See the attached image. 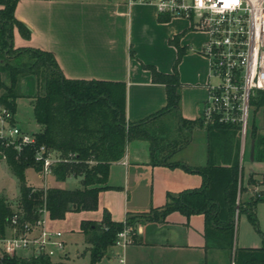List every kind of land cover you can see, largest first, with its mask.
Wrapping results in <instances>:
<instances>
[{
    "label": "crops",
    "instance_id": "0c3cea01",
    "mask_svg": "<svg viewBox=\"0 0 264 264\" xmlns=\"http://www.w3.org/2000/svg\"><path fill=\"white\" fill-rule=\"evenodd\" d=\"M14 16L30 31V37L24 39L17 28H13L14 48H33L51 53L63 76L69 80L124 83L128 123L139 122L165 106L164 85L153 83L150 72L143 65L153 66L161 73H171L176 49L169 40L181 34L179 45L186 49V53L178 64L181 84L178 113L187 121L200 120L207 93L205 86L209 81L208 67L200 50L192 47L191 36L201 35L204 41L206 36L188 30L184 20L168 17V21L159 22L160 15L154 6L128 5L127 0H19ZM179 21L185 23L181 28L174 26ZM177 117L172 116L175 131L171 137L178 140L188 134L190 139L186 145L177 144L170 162H180L193 168L208 165L229 167L234 163L238 144L236 131H207L203 127L180 130ZM197 137L200 138L198 142L195 141ZM251 141L245 151H248V161L253 163ZM251 175L258 180L255 187L258 190L264 184V176L259 178V173H249L248 179ZM54 183L50 186L63 188L60 186L62 182L54 179ZM202 184L203 178L197 173L181 168L150 166L149 144L140 140L129 142L123 158L110 165L107 185L113 189L99 193V216L81 219L79 227L83 220L99 222L103 210L109 212L112 221L123 222L127 215L135 216L147 213L151 208H161L169 196L198 189ZM93 212L81 213L89 215ZM70 213H66L65 218ZM63 220H51L48 225L57 229L53 223ZM205 227L203 215L186 218L178 212L167 215L159 223H138L129 247L143 249L144 252L157 250L160 254H147L142 258L132 253L128 264H169L171 257L173 264H211L212 257L227 250L213 247L215 243L211 236H205ZM86 248L87 245L82 255L88 253ZM111 249L103 258L112 256L114 251ZM17 255L29 257L26 252ZM52 260L71 264L66 249L64 256Z\"/></svg>",
    "mask_w": 264,
    "mask_h": 264
},
{
    "label": "trees",
    "instance_id": "16d2710c",
    "mask_svg": "<svg viewBox=\"0 0 264 264\" xmlns=\"http://www.w3.org/2000/svg\"><path fill=\"white\" fill-rule=\"evenodd\" d=\"M18 1L0 0V55L4 58H10L14 54L25 55L32 62L14 66L2 60L0 56V74H4L9 80V85H6L0 78V105L14 112L15 100L23 97L17 93L19 78L32 76L37 81V86L42 80V93L26 96L31 99L34 119L40 128L34 133L35 147L44 145L66 160L53 168L55 181L64 182L68 178H79L80 186L72 190L53 186L45 190H33L25 178L27 169H37L32 160V151L25 149L18 159L9 152L7 166L18 181L19 196L13 208L5 197L0 196V234H4L15 209L22 215L23 220L30 222L38 218V209L43 206L50 220H63L69 212L96 211L99 193L113 189L107 185L110 165L123 158L129 142L140 140L149 144L150 166L181 168L197 173L202 176L203 184L198 189L184 191L175 197L169 196L167 203L161 208H151L149 212L135 216L127 215L125 225L133 227L136 231L138 223H159L173 212H178L186 218L203 215L206 224L205 236H211L215 243L213 247L228 250L233 240L234 216L241 208L236 205L237 194L241 191L237 158L229 167L208 165L193 168L180 162L169 161L177 144L186 145L190 137L184 134L178 140L172 138L168 130L169 122L165 118L177 115L180 130L203 127L201 120L187 121L178 113L181 88L178 64L186 53V49L179 45L181 34L169 40V44L176 49L171 73H161L153 66L143 65V68L150 72L153 83L164 85L165 106L139 122L128 123L124 83L69 80L63 76L51 53L33 48L13 49L14 27L22 38L30 37V31L15 19L14 11ZM168 19L167 16H159L158 21L165 22ZM252 104L257 107L263 105L264 96L260 95ZM205 129L224 131L230 128L208 126ZM256 137L253 132L254 148ZM257 144L264 152V136H258ZM251 183L252 180L249 179V184ZM262 200L264 199L252 198L241 208L255 226V203ZM124 222L112 221L107 210H103L99 222L81 221L79 229L84 236L91 264L107 255L114 246L116 234L123 229ZM262 237L261 248L240 249L238 264H264V235ZM0 264L65 263L53 262L45 256L23 258L14 255L3 256Z\"/></svg>",
    "mask_w": 264,
    "mask_h": 264
},
{
    "label": "built area",
    "instance_id": "2783aa9c",
    "mask_svg": "<svg viewBox=\"0 0 264 264\" xmlns=\"http://www.w3.org/2000/svg\"><path fill=\"white\" fill-rule=\"evenodd\" d=\"M127 4L152 5L158 15L184 20L188 30L206 36L200 54L207 62L209 81L200 120L205 127L225 126L236 131L241 163L250 109L264 108V104H252L264 96V0H127ZM25 149L32 151L37 169H30L41 182L40 186H31L33 190H45L48 180L54 178L53 168L66 160L44 145L35 147L34 133L22 130L14 113L0 105V162L7 164L9 152L18 159ZM252 191L259 196L257 189ZM49 221L44 206L33 222L23 220L15 209L4 234H0V259L20 252L51 260L64 256L63 233L50 228ZM135 234L124 222L113 247L124 251Z\"/></svg>",
    "mask_w": 264,
    "mask_h": 264
},
{
    "label": "rangeland",
    "instance_id": "374dc122",
    "mask_svg": "<svg viewBox=\"0 0 264 264\" xmlns=\"http://www.w3.org/2000/svg\"><path fill=\"white\" fill-rule=\"evenodd\" d=\"M185 22V21H184ZM183 21H179L175 23L174 26L182 27L185 25ZM191 42L193 44V48L196 50H201V45L204 42V38L201 35L191 36ZM14 50L18 48H14ZM1 56L2 60L7 61L11 65H28L32 60L25 56V55H15L10 56V58H4ZM13 58H16L15 60ZM0 59V63H2ZM1 80H3L4 84L9 85V80L4 74H0ZM42 85L43 82L40 80V83L37 86V81L32 76H25L21 77L18 80L17 84V93L22 95L23 97H19L15 100L14 106V118L17 125L22 128V130L27 132L35 133L40 128L36 124L34 115H33V108L31 104V99L26 98L30 94H37L39 92L42 93ZM2 90H0V94ZM175 119L169 118V128L168 130L173 134L175 131ZM174 127V128H173ZM203 128H206L203 126ZM174 130V131H173ZM264 131V108H254L250 109L248 125H247V137H246V149L252 139V134L255 132L256 134V142L254 148V162L250 163L248 161V151H245L243 160L239 163L240 159V137L237 136V162L239 165V189L241 191L237 194V203L236 205L242 208L244 204L250 201L252 198L256 199H264V184L260 185L258 188L259 196L255 195L252 189H256L258 185V180L253 179L251 175L249 178L252 180V183L249 184L248 175L249 173H259V178L264 176V152L261 147L257 144L258 136H262ZM199 137L195 138V141H199ZM225 148V147H224ZM226 151V150H225ZM25 178L28 184H32L33 186L39 185L41 182L37 178V175L32 171V169H27L25 171ZM261 180V179H260ZM262 181V180H261ZM79 178H68L64 182L60 183V186L65 189H75L78 188L80 185ZM55 185L54 179L48 180V186ZM250 190L248 191V189ZM0 196H3L7 199V201L12 205V208L16 206V202L18 200V181L16 177L12 174L10 169L8 168L7 164L0 162ZM238 209L234 216V228H233V240L230 248L227 251H223L222 254L217 253L215 257L211 258V264H238L240 261V249L244 248H252L258 249L261 248L263 245V237L264 235V200L257 201L255 203L254 208V215L256 218L257 226L253 225L251 219L249 218L248 214ZM84 212V211H81ZM81 212H71L65 220L53 223V226L59 229L64 237H65V249L69 252V258L71 264H91L89 253H85L82 255L83 251H85V241L84 236L79 233V221L81 219H88L89 217L95 219L99 216V208L93 212L92 214H86ZM55 221V220H52ZM51 222V220H50ZM136 235V234H135ZM135 236L132 237V240ZM114 247L111 249L112 256L102 258L101 260L93 263V264H119V260L123 259L124 264H128V260L130 259V255L132 253H137L142 258L147 254L152 255H159L160 252L156 250L154 251H147L144 252L143 249H131V247H127L124 251L120 248ZM79 252V254H77ZM157 253V254H156ZM18 256V255H17ZM173 257L169 260V264H173L171 261ZM169 260H166L169 261Z\"/></svg>",
    "mask_w": 264,
    "mask_h": 264
},
{
    "label": "water",
    "instance_id": "95a60500",
    "mask_svg": "<svg viewBox=\"0 0 264 264\" xmlns=\"http://www.w3.org/2000/svg\"><path fill=\"white\" fill-rule=\"evenodd\" d=\"M253 154H254V141H251V145H250V157L253 158Z\"/></svg>",
    "mask_w": 264,
    "mask_h": 264
}]
</instances>
